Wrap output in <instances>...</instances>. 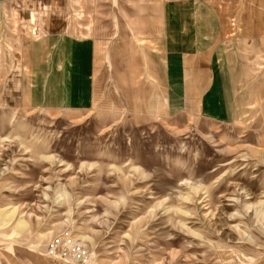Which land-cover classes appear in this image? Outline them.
<instances>
[{
    "label": "rangeland",
    "instance_id": "374dc122",
    "mask_svg": "<svg viewBox=\"0 0 264 264\" xmlns=\"http://www.w3.org/2000/svg\"><path fill=\"white\" fill-rule=\"evenodd\" d=\"M192 3H0V264H264V6L213 10L217 119L166 95Z\"/></svg>",
    "mask_w": 264,
    "mask_h": 264
},
{
    "label": "crops",
    "instance_id": "0c3cea01",
    "mask_svg": "<svg viewBox=\"0 0 264 264\" xmlns=\"http://www.w3.org/2000/svg\"><path fill=\"white\" fill-rule=\"evenodd\" d=\"M11 0L0 1L4 3ZM264 6V0H193L192 6L195 11L199 10V14L195 16L198 19V24L200 25V33H198V24L195 20V33L192 35L189 31H184L185 37L184 41H180L181 45L184 46L181 49L171 50L169 47L163 43L161 50L166 53L165 59H167V64L172 69H168L167 82L172 83L178 87L171 89L166 87V95L174 100L178 98L179 100H186L183 103L184 107H190L192 105H197L199 107V112L202 115L209 116L212 118H219L218 115L213 112L214 108L217 111L216 104L213 103L211 99L214 95L212 92L217 88L216 84L224 83L221 75V67L215 69L214 66H210L207 62L210 56L219 57V47H217L220 41L219 34L223 31V22L220 20L218 12L215 11L218 8H244L248 6ZM185 7V5H184ZM202 10H211L210 13H202ZM184 15V14H183ZM183 15L181 17H183ZM209 17V21L208 18ZM259 18L258 21L264 22V12L263 14L256 15ZM184 27L186 25L185 18ZM242 17L237 16L230 18L232 23V28L241 29L242 27L236 26V24H241ZM225 23V22H224ZM231 25V24H230ZM167 27V26H166ZM253 26L249 25L246 27L248 32H251ZM264 27V26H262ZM234 31V30H233ZM167 32V31H166ZM170 31L169 33H172ZM245 35L244 29L241 31ZM228 39L224 38L225 41H234L235 37L231 36ZM176 43V42H175ZM194 43V44H193ZM187 44V45H185ZM211 49V51H208ZM222 54V52H220ZM173 70V72H172ZM183 73L184 77H181L180 73ZM217 72V73H216ZM59 77V82H60ZM187 83V86H186ZM217 96H214L216 100ZM221 101V100H220ZM211 111V112H210Z\"/></svg>",
    "mask_w": 264,
    "mask_h": 264
},
{
    "label": "built area",
    "instance_id": "2783aa9c",
    "mask_svg": "<svg viewBox=\"0 0 264 264\" xmlns=\"http://www.w3.org/2000/svg\"><path fill=\"white\" fill-rule=\"evenodd\" d=\"M62 240L59 238V240H57V241H54L53 243H51V245L48 247V251H49V253H52L53 251V249H54V247H56L57 245H59V243L61 242Z\"/></svg>",
    "mask_w": 264,
    "mask_h": 264
},
{
    "label": "water",
    "instance_id": "95a60500",
    "mask_svg": "<svg viewBox=\"0 0 264 264\" xmlns=\"http://www.w3.org/2000/svg\"><path fill=\"white\" fill-rule=\"evenodd\" d=\"M0 1H5V0H0Z\"/></svg>",
    "mask_w": 264,
    "mask_h": 264
}]
</instances>
